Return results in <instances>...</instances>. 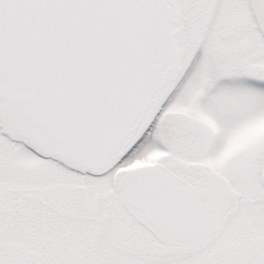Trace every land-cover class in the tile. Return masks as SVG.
<instances>
[{
    "label": "snow or ice",
    "instance_id": "snow-or-ice-1",
    "mask_svg": "<svg viewBox=\"0 0 264 264\" xmlns=\"http://www.w3.org/2000/svg\"><path fill=\"white\" fill-rule=\"evenodd\" d=\"M0 264H264V0H0Z\"/></svg>",
    "mask_w": 264,
    "mask_h": 264
}]
</instances>
